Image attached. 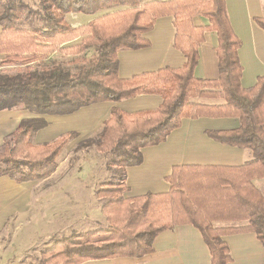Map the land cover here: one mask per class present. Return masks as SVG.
<instances>
[{"label": "trees", "instance_id": "1", "mask_svg": "<svg viewBox=\"0 0 264 264\" xmlns=\"http://www.w3.org/2000/svg\"><path fill=\"white\" fill-rule=\"evenodd\" d=\"M101 11L105 13L76 26L65 17L70 12L94 15ZM165 15L174 17V45L186 62L121 78L118 51L149 46L145 33ZM195 15L208 17L210 24L196 26ZM25 19L28 26L22 27ZM255 20L264 29V15ZM0 25V68L18 65L16 71H0V111L23 108L37 114L21 119L5 136L0 146V176L23 182L55 169L61 151L79 133L68 131L37 143L36 133L48 125L46 114H70L88 104L139 93L163 98L154 109L126 112L113 107L98 132L76 147H95L107 171L113 172L96 191L97 197L106 199L102 210L108 225L57 239L41 256H23L12 264H80L91 259L140 257L154 250L155 237L162 230L185 223L201 231L211 264L232 260L226 234L252 231L264 246V193L254 184L255 179H264V75L249 88L241 84V39L231 25L226 0H39L37 7L24 0H0ZM207 29L217 31L219 37V75L212 79L195 76L199 45ZM76 39L77 43L67 44ZM87 49H93V55L81 56ZM56 50L80 55L69 61L82 62L79 68L72 71L63 61L50 58ZM202 97L219 101H195ZM208 115L239 117L237 128L209 130L208 134L251 148L252 161L224 167L177 165L167 177L168 192L124 197L126 168L142 162L143 147L166 140L185 117Z\"/></svg>", "mask_w": 264, "mask_h": 264}, {"label": "crops", "instance_id": "2", "mask_svg": "<svg viewBox=\"0 0 264 264\" xmlns=\"http://www.w3.org/2000/svg\"><path fill=\"white\" fill-rule=\"evenodd\" d=\"M226 4L233 30L241 39V84L249 88L264 75V29L255 20L264 15V0H226ZM193 22L201 27L210 24L208 17L203 15H195ZM1 31L0 25V33ZM175 34L173 15L157 18L151 31L145 33L150 41L149 46L118 51L119 76L128 78L165 66L181 67L186 62V57L174 45ZM218 44L217 31L205 30L204 39L199 45L196 77L212 79L219 75ZM162 101L160 94L139 93L118 101L88 104L70 114H46L44 117L48 125L37 132L35 141H50L68 131H77L78 137L65 145L62 151L66 147L69 149L71 143L77 150L76 147L82 140L98 132L104 120L109 118L113 107L135 112L157 108ZM195 101L216 103L219 100L202 97ZM239 125L240 119L236 116L183 118L182 125L172 130L166 140L142 148L143 160L140 164L126 168L128 189L124 197L130 198L146 192H168L171 182L167 177L177 165L224 167L249 163L254 158L251 148L224 143L208 134L209 130L234 129ZM69 157H58L55 169L41 178L18 182L9 176H0V232L13 215H22L33 206L32 211L35 208L47 210V221H39L35 226L36 213H32V227L55 236L69 234L74 230L77 233L89 230L85 228L88 215L95 221H103V226L108 225L101 206L97 210L88 205V194L95 193L94 185L89 186L88 172L76 169L78 165L74 170L68 169ZM81 159L83 158L80 157L76 163L80 164ZM254 184L264 193V179H255ZM238 223L243 224L240 221ZM224 238L232 255V260L227 264H263L264 246L255 232L229 233ZM153 246L152 252L140 257L91 259L80 264H211V253L201 231L188 223L162 230L155 237Z\"/></svg>", "mask_w": 264, "mask_h": 264}, {"label": "rangeland", "instance_id": "3", "mask_svg": "<svg viewBox=\"0 0 264 264\" xmlns=\"http://www.w3.org/2000/svg\"><path fill=\"white\" fill-rule=\"evenodd\" d=\"M24 1L26 2L28 1L29 4L35 7H37L39 4V0H24ZM105 11H101L94 15L80 13V12H70L67 13L65 17L69 24L76 26L86 23L91 18L100 15L102 13H105ZM22 25H23L22 27H27L28 20L26 19L23 20ZM78 41L79 39H76L67 44H74L77 43ZM93 53H94L93 49H87L84 53H81L80 55L81 56L85 55L88 57V56H92ZM80 55H76L73 53L68 54L61 50H56L55 52L50 53L49 57L56 58L58 61H63L64 63H66V65H68V67L72 71H75L79 68L82 62H78L75 64V63H69V61ZM33 65H36V63H33ZM17 66L18 65L5 64L3 65V67L1 66L0 71L13 72L16 71V69H18ZM32 116H37V114L23 108H18L13 110L4 109V111L3 110L0 111V146L3 143L5 136H7L9 133H11V131L15 129V127L18 124V121L26 117L32 118ZM72 144L73 143H71L69 149L68 147H66L64 151H61L62 153H60L61 155L59 157L63 158L64 156H70L68 169L71 168V170H74L76 165H78V168L76 167V169H81L82 171L84 169L86 172H88L90 176L89 186L94 185L95 187V193L88 194L87 196L88 205L90 207H94L97 210H99V207L101 206V210H102V205L104 204L106 199H99V197H97L96 191L99 187L100 182L103 180L110 179L113 172L107 171V168L104 163L103 155L95 147H89V148L82 147L80 149L75 150L74 145ZM80 157H82L83 159H81L80 164H77L76 162L79 161ZM32 209H34V206L30 210H26L27 212H23L22 215L21 214L13 215L8 220L3 230L0 232V264L17 263L20 261L21 258H23V256H28V258L30 259H35L41 256L40 253L43 249L53 245L57 239H62L77 233V230H74L71 231L69 234H65L62 236H55L50 232L46 233L42 229H34L32 227L33 221H31V218L33 216L32 213H36L35 216L36 218L35 226H36L39 224V221L46 223L47 210H38L37 208H35V210L32 211ZM22 217H24V219ZM26 217H29V219H27ZM19 220H20V224H19ZM85 223H86L85 228L89 230H94L107 226V225L103 226L105 225L103 224V221H99V220L95 221L93 220V218H90L89 215H88V221H86ZM17 224H19L18 227ZM80 232H85V231H80ZM31 261L32 260L27 259L28 263H30Z\"/></svg>", "mask_w": 264, "mask_h": 264}]
</instances>
